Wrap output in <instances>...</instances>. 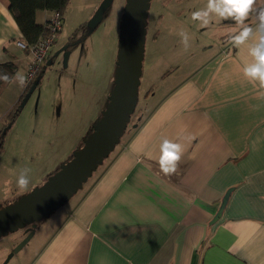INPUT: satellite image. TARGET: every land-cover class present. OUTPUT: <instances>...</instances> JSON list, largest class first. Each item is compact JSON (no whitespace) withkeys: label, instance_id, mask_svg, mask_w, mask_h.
I'll return each instance as SVG.
<instances>
[{"label":"crops","instance_id":"obj_1","mask_svg":"<svg viewBox=\"0 0 264 264\" xmlns=\"http://www.w3.org/2000/svg\"><path fill=\"white\" fill-rule=\"evenodd\" d=\"M103 1L86 2L70 22L77 28L87 26ZM52 14L37 12V24L45 25ZM69 19L64 16L61 33ZM230 25L231 32L207 41L211 30ZM240 30L233 20H218L201 29L202 53L189 54L187 65L170 72V83L160 96L145 98L152 101L92 177L39 222L43 233L35 235L36 249L20 264H264V99L242 72L252 62L249 46L255 38L239 48L230 42ZM19 42L25 40L10 12V1L0 0V64L13 63L15 74L27 79L32 57ZM51 57L52 52L48 63ZM110 84L113 89L114 80ZM26 86L9 83L0 94V136ZM112 89L101 109L90 116L91 127L76 151L101 119ZM28 130L31 133V125ZM164 139L184 149L171 175L163 174L158 164ZM47 180L29 184L0 210ZM230 189L222 217L212 225ZM23 229L4 244L0 264L29 225L26 232Z\"/></svg>","mask_w":264,"mask_h":264},{"label":"rangeland","instance_id":"obj_2","mask_svg":"<svg viewBox=\"0 0 264 264\" xmlns=\"http://www.w3.org/2000/svg\"><path fill=\"white\" fill-rule=\"evenodd\" d=\"M90 1L93 0H74L73 5L70 2L65 13L66 19L72 20L78 16L81 8ZM126 4L127 0H114L108 10L109 16L93 33L89 27L91 20L85 31L83 29L79 31L80 28L74 27L70 19L68 25L64 26L51 51L52 63L46 66L45 72L38 78L41 85L31 95L29 93L26 95L24 101L28 95L29 98L14 125L9 129V122L8 129L4 131L0 149V205L12 197H18L22 192L18 189L16 181L23 169H30L29 184L34 182L41 185L43 180L56 174L65 165V161L73 159L74 153L84 139V132L91 127L90 116L101 109L106 102L105 97L109 96L112 89L110 82L115 80ZM206 4L207 0L151 1L146 18L147 33L138 103L127 129L131 130L142 108L152 101L150 99L149 102H145V98L149 99L154 93L160 96L167 88L170 83V72L188 60L189 54L202 53L205 37L203 38L201 34L202 27L199 22L193 21L191 15L192 12L203 9ZM218 20L220 19L216 18L211 22L215 23ZM181 24L184 26L182 29ZM228 29L231 32V25L230 28L211 30L207 41L214 36L220 37L227 33ZM181 30L186 31L190 37V47L187 49L181 43L179 35ZM77 32L79 33L74 40H69ZM68 45L74 46L69 48V61L65 67V53L60 51ZM184 64L187 65V61ZM14 108L15 106L10 113ZM30 125L31 133L28 130ZM41 221L29 225L28 232L26 227L23 229L26 236H23L21 242L32 233L35 239L32 238L19 253L15 254L8 261L9 264H20L21 258L33 254L37 238L41 232L43 233L42 229H39ZM12 234L0 239V252L10 236L15 235ZM13 251L6 255L2 264H6Z\"/></svg>","mask_w":264,"mask_h":264},{"label":"water","instance_id":"obj_3","mask_svg":"<svg viewBox=\"0 0 264 264\" xmlns=\"http://www.w3.org/2000/svg\"><path fill=\"white\" fill-rule=\"evenodd\" d=\"M113 1L102 2L89 23L91 33L103 22ZM151 1L127 0L121 27L114 86L101 119L93 126L92 133L84 141L83 147L74 153L71 161L48 178L42 187L35 189L15 205L0 210V238L46 219L60 209L83 187L119 144L138 103L147 33L146 18ZM68 48L69 46H65L60 51L65 53V67L69 61V52H66ZM50 63L51 61L48 65ZM38 82L39 80L36 81L29 95L35 91ZM28 96L22 106L26 103ZM232 191L233 189L228 190L223 197L212 225L221 219ZM32 238L33 233L16 246L7 262Z\"/></svg>","mask_w":264,"mask_h":264},{"label":"clouds","instance_id":"obj_4","mask_svg":"<svg viewBox=\"0 0 264 264\" xmlns=\"http://www.w3.org/2000/svg\"><path fill=\"white\" fill-rule=\"evenodd\" d=\"M233 20L241 30L231 37L230 42L237 48L246 44L250 37L255 42L249 46V55L252 62L246 64L243 69V76L248 82L253 83L257 89L258 97L264 99V4L259 0H207L203 9L192 12L191 19L199 22L202 28L207 27L213 19ZM254 23L248 26L249 22ZM184 48L190 47L188 33L181 30L179 33ZM0 80L5 83H19L21 87L26 86V77L17 72L15 76L0 74ZM258 82V83H257ZM183 146L180 143L164 139L159 145L158 164L160 171L165 175L176 173L178 164L183 156ZM30 169H23L16 181L19 190H27L30 183Z\"/></svg>","mask_w":264,"mask_h":264},{"label":"trees","instance_id":"obj_5","mask_svg":"<svg viewBox=\"0 0 264 264\" xmlns=\"http://www.w3.org/2000/svg\"><path fill=\"white\" fill-rule=\"evenodd\" d=\"M10 1V12L17 23L21 34L25 40V44L27 46H33L37 44L41 39L46 38L49 35V30L47 28V24L40 26L36 22V14L39 11H48V12H58L61 16V20L64 22V16L66 13V9L69 7L71 0H9ZM107 14L105 18H107ZM104 21V20H103ZM86 30V26L80 27V30ZM79 32L71 37L69 40H74ZM93 33V32H92ZM69 48L74 45H68ZM69 48L66 52L69 51ZM50 58H47L45 64L40 69L37 76L33 79V81L26 86L25 92L21 97L18 104L15 105V108L12 113L9 114L7 118V122L12 126L17 117L19 116L23 106L24 99L26 95L31 91L32 87L38 80L39 76L45 72L46 66H48V61ZM16 66L13 63H5L0 64V74H7L9 77L15 76ZM9 85V83H5L0 80V94L3 90ZM40 85V80L38 82L37 87ZM36 87V88H37ZM4 133L0 136V149L3 143Z\"/></svg>","mask_w":264,"mask_h":264},{"label":"built area","instance_id":"obj_6","mask_svg":"<svg viewBox=\"0 0 264 264\" xmlns=\"http://www.w3.org/2000/svg\"><path fill=\"white\" fill-rule=\"evenodd\" d=\"M52 15V18L46 23L49 30V35L46 38L41 39L33 46H27L23 42L18 43V46L27 51L32 57V62L27 73V86L33 81L45 64L62 31L63 21L61 20L60 14L58 12H53Z\"/></svg>","mask_w":264,"mask_h":264}]
</instances>
